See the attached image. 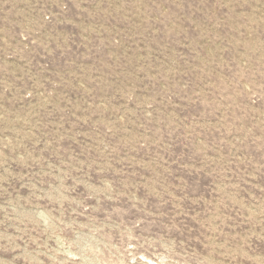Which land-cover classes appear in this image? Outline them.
I'll return each instance as SVG.
<instances>
[{"label":"rangeland","instance_id":"rangeland-1","mask_svg":"<svg viewBox=\"0 0 264 264\" xmlns=\"http://www.w3.org/2000/svg\"><path fill=\"white\" fill-rule=\"evenodd\" d=\"M0 264H264V0H0Z\"/></svg>","mask_w":264,"mask_h":264}]
</instances>
